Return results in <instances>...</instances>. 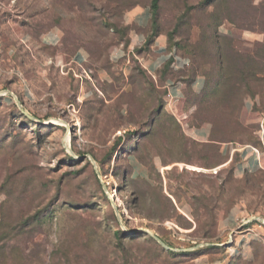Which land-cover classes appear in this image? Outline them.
I'll return each mask as SVG.
<instances>
[{
	"label": "rangeland",
	"instance_id": "1",
	"mask_svg": "<svg viewBox=\"0 0 264 264\" xmlns=\"http://www.w3.org/2000/svg\"><path fill=\"white\" fill-rule=\"evenodd\" d=\"M152 1L0 0V264H264V166L221 149L264 151V0ZM147 40L203 89L170 99Z\"/></svg>",
	"mask_w": 264,
	"mask_h": 264
},
{
	"label": "crops",
	"instance_id": "2",
	"mask_svg": "<svg viewBox=\"0 0 264 264\" xmlns=\"http://www.w3.org/2000/svg\"><path fill=\"white\" fill-rule=\"evenodd\" d=\"M127 24H136L139 27L146 28L150 23V11L148 8H135L130 11L126 16ZM145 39V35L143 33L135 32L133 35L131 34V43L134 45H138L139 43H143ZM155 51L156 55H148L144 56L142 59L143 66L153 74L154 76L160 70L162 65L165 63V54L168 53L167 50L165 54L157 51V48L160 46H164V44L160 42H155ZM165 47V46H164ZM119 56L123 55L124 52H118ZM78 61L82 60V56H77ZM205 84V80L201 76H197L190 84L191 88L194 91H200L203 89ZM165 87L167 89V94L171 93L172 100H180L186 96V83L182 80L177 79H168L165 83ZM212 128L209 124L195 127L193 129V135L201 141H208L211 136ZM222 153L225 156L226 166L230 165L236 155H239V159L236 161L234 165V172L236 176L241 177L247 172H255L264 166V151L255 147L253 145H233L231 143H225L221 147Z\"/></svg>",
	"mask_w": 264,
	"mask_h": 264
},
{
	"label": "trees",
	"instance_id": "3",
	"mask_svg": "<svg viewBox=\"0 0 264 264\" xmlns=\"http://www.w3.org/2000/svg\"><path fill=\"white\" fill-rule=\"evenodd\" d=\"M151 8L154 12L158 11L159 9V0H153L152 1V5H151ZM136 30H138L139 33H143L144 35L146 34V29L145 28H140V29H137V28H134ZM128 30V29H127ZM130 30V29H129ZM127 35L126 33L123 34V37ZM129 35V34H128ZM149 40H147L146 42H148ZM131 42V39H130V36L127 37L126 39V44L128 45L129 43ZM149 44L152 45L154 44L153 41H149ZM172 61L173 59L171 58L170 60L166 61L162 67L160 68V70L157 72V74L154 76L153 74H151L150 72H148V70L146 69V71L151 74L154 78H157V76H159V78L161 79L162 83H163V87L166 89L165 87V83L168 79L172 78V79H177V80H182L184 81L185 83H188V84H191V82L197 77L198 75V70L199 69H196V68H193V70H189L187 69V67L183 68V69H174L172 67ZM190 72V73H189ZM209 82H206V86L208 88H210L211 84H209ZM212 87V86H211ZM166 93H167V89H166ZM218 94L219 92L216 91L214 92L210 98L212 99H216L218 98ZM213 128H212V131H211V136H210V140L212 143H217V142H222L223 140L221 139V136L218 134V129L215 127V124L213 123ZM262 147V143L261 141H258L256 144H255V147ZM259 148V147H258ZM225 163V159L223 161ZM236 163V156L234 158V161L230 164V165H233L232 168L234 170V164Z\"/></svg>",
	"mask_w": 264,
	"mask_h": 264
},
{
	"label": "built area",
	"instance_id": "4",
	"mask_svg": "<svg viewBox=\"0 0 264 264\" xmlns=\"http://www.w3.org/2000/svg\"><path fill=\"white\" fill-rule=\"evenodd\" d=\"M3 7H4V2H1L0 3V8H3ZM166 50L167 49L164 46H160L159 48H157V51L161 52L162 54H165ZM123 55H120L119 57H123ZM171 58L173 59L172 67L174 69H177V70L183 69V68L187 67L188 64H189V60L187 58L182 57V56H180L178 54H175V53H172V52H169V53L165 54V62L170 60ZM167 95L169 97H171V93H168ZM261 137H262V140L264 141V130L262 132V136Z\"/></svg>",
	"mask_w": 264,
	"mask_h": 264
}]
</instances>
